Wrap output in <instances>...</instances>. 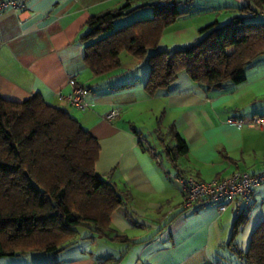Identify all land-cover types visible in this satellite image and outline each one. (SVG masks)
Masks as SVG:
<instances>
[{"label": "crops", "instance_id": "crops-1", "mask_svg": "<svg viewBox=\"0 0 264 264\" xmlns=\"http://www.w3.org/2000/svg\"><path fill=\"white\" fill-rule=\"evenodd\" d=\"M16 1L18 10L8 7L0 15V96L25 101L40 93L49 104L68 111L98 138V173L128 196L111 218V235L127 236L128 241L80 233L51 262L100 264L114 258V264H253L228 243L237 216L250 209L249 221L236 238L242 252L249 250L256 228L264 224V182L254 188L249 203L236 199L225 211L216 204L185 210L175 178L184 174L207 181L236 171L264 173V128L227 122L230 116L264 115V56L247 67L240 84L206 90L182 72L170 88L151 96L145 89L147 60L124 52L117 70L96 76L79 40L92 15L128 0ZM153 1L131 0L138 9L126 22L152 17ZM245 1H192L164 31L159 47L172 51L190 45L201 36L200 28L227 23ZM72 78L92 91L85 111L60 98L71 94ZM114 107L122 111L109 122L104 116ZM174 129L189 146L176 164L167 153L175 143ZM0 264L37 263L3 257Z\"/></svg>", "mask_w": 264, "mask_h": 264}, {"label": "trees", "instance_id": "trees-1", "mask_svg": "<svg viewBox=\"0 0 264 264\" xmlns=\"http://www.w3.org/2000/svg\"><path fill=\"white\" fill-rule=\"evenodd\" d=\"M152 6V17L120 27L116 22L138 9L131 0L88 19L79 40L94 75L117 70L126 52L148 61L145 89L151 96L170 88L182 72L211 90L244 82L247 67L264 56V0H246L230 21L200 28L196 41L172 51L160 48V39L186 10ZM172 133L175 143L167 153L176 164L189 146L177 130ZM100 151L96 136L40 93L25 101L0 96V258L30 251L57 255L74 243L81 228L111 241H128L111 235L112 215L128 196L98 173ZM250 211L237 216L228 245L245 262L264 264L263 223L247 252L236 244ZM116 262L107 258L100 264Z\"/></svg>", "mask_w": 264, "mask_h": 264}, {"label": "built area", "instance_id": "built-area-1", "mask_svg": "<svg viewBox=\"0 0 264 264\" xmlns=\"http://www.w3.org/2000/svg\"><path fill=\"white\" fill-rule=\"evenodd\" d=\"M194 0H154L153 4L158 7L175 8L185 7ZM18 10L16 0H0V15L8 8ZM72 92L69 95L60 94V98L76 108L85 111L90 108L88 97L92 95L90 88L79 84L74 78L70 79ZM120 107L112 108L105 114V120L112 122L121 114ZM229 124L241 127L264 128V115L230 116ZM176 181L183 191L181 207L185 210L195 209L209 204L218 205L219 210L225 211L228 204L236 199L249 203L252 199L253 190L264 182V173H250L247 171H236L228 177H214L203 181L194 175L178 174Z\"/></svg>", "mask_w": 264, "mask_h": 264}, {"label": "rangeland", "instance_id": "rangeland-1", "mask_svg": "<svg viewBox=\"0 0 264 264\" xmlns=\"http://www.w3.org/2000/svg\"><path fill=\"white\" fill-rule=\"evenodd\" d=\"M129 19L128 16L122 17L120 18L117 22H116V27H120L122 25H126L127 22L126 20ZM147 128H149V126L151 125V123H147L145 124ZM158 125V124H157ZM146 131H148V129H146ZM88 230L85 228H81L80 229V233H87ZM54 254L53 253H47V252H38V251H30L27 252L25 254H20V255H16V256H7L5 258H20L22 260L25 261H30V263H49L51 262V260H53L52 256ZM223 264V263H221Z\"/></svg>", "mask_w": 264, "mask_h": 264}]
</instances>
